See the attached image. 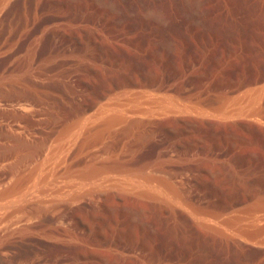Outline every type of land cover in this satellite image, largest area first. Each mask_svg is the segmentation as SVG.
<instances>
[{
    "label": "rangeland",
    "instance_id": "rangeland-1",
    "mask_svg": "<svg viewBox=\"0 0 264 264\" xmlns=\"http://www.w3.org/2000/svg\"><path fill=\"white\" fill-rule=\"evenodd\" d=\"M0 264H264V0H0Z\"/></svg>",
    "mask_w": 264,
    "mask_h": 264
},
{
    "label": "bare ground",
    "instance_id": "bare-ground-1",
    "mask_svg": "<svg viewBox=\"0 0 264 264\" xmlns=\"http://www.w3.org/2000/svg\"><path fill=\"white\" fill-rule=\"evenodd\" d=\"M141 94V93H140ZM145 94V93H144ZM133 96H135V95H133ZM145 96V95H144ZM130 98V97H129ZM150 99V98H149ZM153 99V98H152ZM153 101V100H152ZM118 102H120V101H118ZM110 106V105H109ZM106 107V106H105ZM105 107H103V108H105ZM112 107V106H111ZM108 109V108H107ZM105 111V110H104ZM103 114V113H102ZM62 161V160H61ZM71 182V181H70ZM69 182V183H70ZM67 184H68V182H67ZM76 185V184H75ZM80 185V184H79ZM82 185V184H81ZM68 187V186H67ZM66 187V188H67ZM76 187V186H75ZM80 187V186H79ZM65 189V188H64ZM68 190V189H67ZM61 191H63V190H61ZM73 191V190H72ZM64 192H65V190H64ZM70 192V191H69ZM23 193H25V192H23ZM26 195V194H25ZM19 196H20V194H19ZM15 199V198H14ZM19 199V198H18ZM12 200V199H11ZM15 201V200H14ZM7 202H8V200H7ZM13 202V201H12ZM3 203H5V202H3ZM9 203V202H8ZM5 205V204H4ZM8 205V204H7ZM4 210V209H3ZM7 211V210H6ZM3 213V212H2ZM4 213H6V212H4ZM4 216V215H3ZM2 218V217H1Z\"/></svg>",
    "mask_w": 264,
    "mask_h": 264
}]
</instances>
